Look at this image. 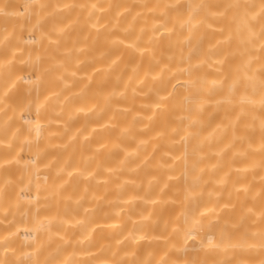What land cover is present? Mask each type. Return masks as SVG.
I'll list each match as a JSON object with an SVG mask.
<instances>
[{
	"label": "bare ground",
	"instance_id": "bare-ground-1",
	"mask_svg": "<svg viewBox=\"0 0 264 264\" xmlns=\"http://www.w3.org/2000/svg\"><path fill=\"white\" fill-rule=\"evenodd\" d=\"M0 264H264V0H0Z\"/></svg>",
	"mask_w": 264,
	"mask_h": 264
},
{
	"label": "rangeland",
	"instance_id": "rangeland-1",
	"mask_svg": "<svg viewBox=\"0 0 264 264\" xmlns=\"http://www.w3.org/2000/svg\"><path fill=\"white\" fill-rule=\"evenodd\" d=\"M261 191H262V189H261ZM216 194H217V197H219V198L221 197V193H220V192H218V193H216ZM222 195H224V194H222ZM251 197H252V196H251ZM222 202H224L223 199H221V200L217 199V206H220ZM224 205H225V203H224ZM219 208H220V207H219ZM219 208H216L215 211H218ZM241 215H243L242 217L244 218V216H246V210L244 211V213H243V211H242ZM242 220H243V219H242ZM242 220H241V221H242ZM244 220H245V218H244ZM188 233H189V232H188ZM190 238H192L191 235L188 236V240H190ZM200 239H202V238L200 237Z\"/></svg>",
	"mask_w": 264,
	"mask_h": 264
}]
</instances>
